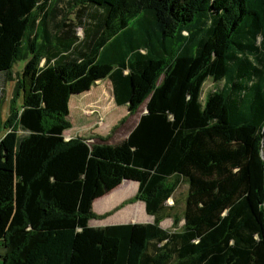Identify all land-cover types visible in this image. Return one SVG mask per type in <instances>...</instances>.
<instances>
[{
  "label": "trees",
  "instance_id": "obj_1",
  "mask_svg": "<svg viewBox=\"0 0 264 264\" xmlns=\"http://www.w3.org/2000/svg\"><path fill=\"white\" fill-rule=\"evenodd\" d=\"M28 55L0 137L2 264H264V0H0V76ZM155 64L126 137L64 138L99 69L124 105ZM123 180L153 221L91 226Z\"/></svg>",
  "mask_w": 264,
  "mask_h": 264
},
{
  "label": "rangeland",
  "instance_id": "obj_2",
  "mask_svg": "<svg viewBox=\"0 0 264 264\" xmlns=\"http://www.w3.org/2000/svg\"><path fill=\"white\" fill-rule=\"evenodd\" d=\"M68 15L71 17V14ZM76 35L82 37L83 33L77 29ZM29 56L21 57L16 61L12 68V80L7 81L0 76V137L4 132V123L9 114L10 105L12 104L14 108L18 109L22 102V95L14 94L13 88ZM152 69L147 81L141 80L138 83L135 96L124 105H116L109 95L108 69L105 67L99 69L98 75L89 83L88 88L75 92L71 96L69 114L65 117L68 126L63 132L64 138L66 140L83 138L89 145L114 144L124 138L145 111L150 95V86L157 85L162 78V75L157 72L156 64ZM209 84L207 81L204 88ZM118 185L120 186L116 185L109 195L102 199V196L95 199L93 212L98 217L90 220L91 226L123 222L144 224L147 222L148 215L143 209V202L135 197L136 186L130 183H119ZM181 190L180 187L178 191ZM102 215L106 216L99 218ZM161 225L165 229H173L170 219L163 220ZM0 264H2L1 259Z\"/></svg>",
  "mask_w": 264,
  "mask_h": 264
},
{
  "label": "crops",
  "instance_id": "obj_3",
  "mask_svg": "<svg viewBox=\"0 0 264 264\" xmlns=\"http://www.w3.org/2000/svg\"><path fill=\"white\" fill-rule=\"evenodd\" d=\"M111 97H112V95H111ZM127 136V135H126ZM125 136V137H126ZM123 139V138H122ZM122 184H134L135 186H136V188H137V183L136 182H133V181H129V180H123L122 182H121ZM120 185H118V187H119ZM111 192V191H110ZM110 192H108L107 194H105L104 196H102L101 197V199L103 198V197H105V196H107V195H109V193ZM169 203H171L172 201L171 200H169L168 201ZM95 204V200L93 201V204H92V207H93V205ZM143 209H144V203H143ZM144 211H145V209H144ZM146 213V212H145ZM148 215V214H147ZM147 222H145V223H148V222H152L153 221V217L152 216H150V215H148V218H147V220H146ZM123 223H131V222H123ZM162 223V222H161ZM118 224V223H117ZM162 226V225H161ZM164 228V227H163Z\"/></svg>",
  "mask_w": 264,
  "mask_h": 264
},
{
  "label": "water",
  "instance_id": "obj_4",
  "mask_svg": "<svg viewBox=\"0 0 264 264\" xmlns=\"http://www.w3.org/2000/svg\"><path fill=\"white\" fill-rule=\"evenodd\" d=\"M110 94H111V92H110ZM145 110H146V108H145Z\"/></svg>",
  "mask_w": 264,
  "mask_h": 264
}]
</instances>
